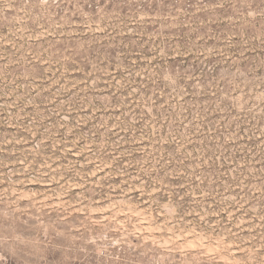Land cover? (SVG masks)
Here are the masks:
<instances>
[{
	"label": "rangeland",
	"instance_id": "1",
	"mask_svg": "<svg viewBox=\"0 0 264 264\" xmlns=\"http://www.w3.org/2000/svg\"><path fill=\"white\" fill-rule=\"evenodd\" d=\"M0 264H264V0H0Z\"/></svg>",
	"mask_w": 264,
	"mask_h": 264
}]
</instances>
